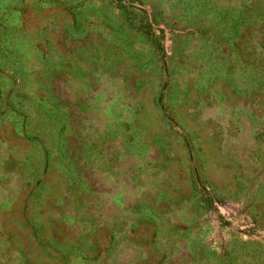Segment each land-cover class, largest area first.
<instances>
[{
  "label": "rangeland",
  "instance_id": "374dc122",
  "mask_svg": "<svg viewBox=\"0 0 264 264\" xmlns=\"http://www.w3.org/2000/svg\"><path fill=\"white\" fill-rule=\"evenodd\" d=\"M0 264H264V0H0Z\"/></svg>",
  "mask_w": 264,
  "mask_h": 264
},
{
  "label": "trees",
  "instance_id": "16d2710c",
  "mask_svg": "<svg viewBox=\"0 0 264 264\" xmlns=\"http://www.w3.org/2000/svg\"><path fill=\"white\" fill-rule=\"evenodd\" d=\"M207 201H208L209 203H212V199H211V197L207 196Z\"/></svg>",
  "mask_w": 264,
  "mask_h": 264
}]
</instances>
